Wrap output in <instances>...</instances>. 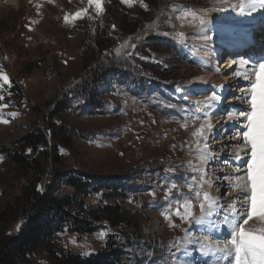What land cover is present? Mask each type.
Instances as JSON below:
<instances>
[{
  "label": "rangeland",
  "instance_id": "rangeland-1",
  "mask_svg": "<svg viewBox=\"0 0 264 264\" xmlns=\"http://www.w3.org/2000/svg\"><path fill=\"white\" fill-rule=\"evenodd\" d=\"M144 2L147 10L139 0L132 7L121 0H104L103 14L97 15L90 8V18L66 24L65 14L88 7L87 0H0V66L12 81L11 89L6 86L4 92V102L12 105L4 115L11 123L0 124V240L18 234L23 223L19 196L33 177L10 155L37 154L27 149L23 153L17 141L39 128L52 163H47L44 170L35 169L39 172L34 175L40 177L34 183L37 189L45 190L57 171L89 173L113 183L120 192L118 197L110 191L94 193L86 199V208L104 203L119 205L130 223L85 235L60 232L54 240L59 252L87 257L83 253L96 254L104 248L108 234L123 232L132 245L127 248L129 254L124 256L123 264H217L218 255L208 253L203 261L199 251H209L215 238L228 237L224 215L229 211V202L237 207L242 203L241 199L234 200L243 195L234 186L239 183L235 177L245 171L237 170L244 169L246 157L241 154V159H235L236 149L229 146L238 143L231 138L238 130L233 120L223 123L220 129L210 118L246 109L248 105L238 97L245 94L249 82L243 75L236 76L243 70L233 65L227 77L234 81L228 83L229 89L217 92L222 96L219 108L200 113L196 112V102L203 101L215 88L207 84L199 99L189 102L182 100L175 86L198 74L205 54L218 62L224 60L228 51L225 45L214 44L213 33L220 29L212 22L229 13L240 0ZM182 5L204 15L207 24L202 27L191 17L183 18L179 11ZM260 22L253 25L255 28L241 24L252 41L264 42V17ZM209 28L212 32L208 39L204 33ZM178 33L185 35L180 37ZM250 42L241 49L231 47L233 52L229 54L234 61L251 62L264 57V43ZM253 48L257 59L249 58ZM235 81L239 86L233 91L231 83ZM12 111L19 113L17 118L7 117ZM205 120L214 128L208 149H204L207 159L201 162L198 155L204 145L197 146L192 132ZM57 141L54 158L52 145ZM37 149L44 150L45 146L38 145ZM189 163L207 173L204 180L208 182L203 183L201 191L219 198L221 208L206 220L220 222L223 235H209L198 228V223L182 222L175 216L169 221L161 215L167 203L165 181L183 185L194 174ZM56 185L61 195L71 193L64 185ZM152 191L155 197L150 195ZM179 192L187 195L188 189L183 186ZM172 195L176 196L177 191L173 190ZM193 203L199 216V206L194 199ZM260 226L258 221L249 225ZM102 231L105 235L99 238ZM177 243L179 246L174 247ZM49 257L48 248L42 247L29 264H52Z\"/></svg>",
  "mask_w": 264,
  "mask_h": 264
},
{
  "label": "snow or ice",
  "instance_id": "snow-or-ice-1",
  "mask_svg": "<svg viewBox=\"0 0 264 264\" xmlns=\"http://www.w3.org/2000/svg\"><path fill=\"white\" fill-rule=\"evenodd\" d=\"M53 2V0H49ZM137 0H121V3L132 7ZM140 5L147 10L148 5L144 0H139ZM88 7L78 9L73 13L65 14L64 22L66 24L74 23L77 20L90 18L89 9L94 8L97 15L104 13V0H87ZM259 9H264V0H240L238 5H233V8H239L241 13H255ZM174 11H177L174 7ZM179 11L183 12V18L191 17L192 20L198 21L203 27L207 24L204 15H198L195 9H187L186 6H181ZM207 11V9L203 10ZM181 18V17H177ZM115 28V25H113ZM31 30V28L29 29ZM184 33H178V36L183 37ZM136 47L135 44L132 45ZM117 51V55H119ZM131 55V53H129ZM233 63H236L233 61ZM239 69L235 74L237 77L243 75V78L249 82V86L243 96L238 99H243L248 105L246 109L240 110L238 113L228 112L226 117L233 120L238 130L232 135V139L238 141L235 145H229L236 149L235 159H241V154L246 157L244 160L245 171L242 176H237L235 179L239 181L234 187L243 192L242 196L235 197L234 200L242 199L244 203L237 205L234 202H229V211L224 215L223 227L229 229L228 237L224 239L223 246L214 245L209 249V254L218 255L217 264H222L226 261L227 264H264V57L257 61L250 62L249 60H240ZM11 89L12 81L9 75L2 70L0 66V124H9L11 120L6 118L4 110L12 105L5 101V88ZM221 89L224 86H219ZM10 95V92L8 93ZM222 101V96L213 92L203 101L196 102V112H203L205 109L216 108ZM202 105V107H201ZM19 113L12 111L7 113V117L12 119L17 118ZM235 117V119H234ZM187 128V124L183 125ZM213 124L205 120L199 124L192 135L195 138L197 146L203 144L204 148L199 150L198 159L204 162L207 159V153L204 149H208L207 141L213 131ZM175 147V146H174ZM32 150L28 149L30 153ZM215 159V157H212ZM3 156H0V161ZM191 172L183 185H178L173 181H165L166 210L161 213L166 220L172 221V217L179 218L186 223H203L206 218H210L216 214L221 208L219 198H213L209 193L202 192L203 183L206 171L195 167L189 163ZM186 186L188 194L180 193V187ZM38 187V191H42ZM173 190L177 191V195L173 196ZM228 193H225L227 195ZM155 197V191L150 193ZM193 199L199 206L200 215L197 216L194 212L195 205ZM258 221L260 227H249L250 222ZM170 226L175 227L174 223ZM105 233H99V238H103ZM75 242V241H74ZM174 247L179 246L177 243ZM91 253L85 252L87 256Z\"/></svg>",
  "mask_w": 264,
  "mask_h": 264
},
{
  "label": "trees",
  "instance_id": "trees-1",
  "mask_svg": "<svg viewBox=\"0 0 264 264\" xmlns=\"http://www.w3.org/2000/svg\"><path fill=\"white\" fill-rule=\"evenodd\" d=\"M39 133V128H36L17 141L23 153L26 149H31L37 154L33 157H29L28 153L24 156L10 155L14 163L29 170L33 177L19 196V217L23 223L18 234L0 240V264H29L30 258L42 247L48 248L52 264H123L124 256L129 254L126 252L127 248L132 246L131 239L123 232L108 234L104 248L87 257L61 250L59 252V248L54 247L55 236L66 230L85 235L105 227H127L130 223L124 218V212L119 205L104 203L94 209L86 208V199L94 193L110 191L112 196L118 197L120 192L113 183L97 179L89 173L57 171L47 188L38 191L34 183L40 177L34 175L39 172L35 169L40 167L44 170L47 163H52V156L46 155L47 142ZM58 142L52 145L54 158ZM38 145H44L45 149L38 150ZM54 158L55 164L57 162ZM57 183L71 189V193L61 195ZM0 217L3 218L2 213ZM55 250L58 252L55 253Z\"/></svg>",
  "mask_w": 264,
  "mask_h": 264
},
{
  "label": "bare ground",
  "instance_id": "bare-ground-1",
  "mask_svg": "<svg viewBox=\"0 0 264 264\" xmlns=\"http://www.w3.org/2000/svg\"><path fill=\"white\" fill-rule=\"evenodd\" d=\"M227 1H231V0H225V2H227ZM235 5H238V4H235ZM263 17H264V9H258L257 12L249 14V13H241L240 9L233 8V9H231V11L229 13H225L223 15L218 16L217 19H214V22H212V24L215 23L218 26V28L220 29V30L213 33V38L215 39L214 44H216V46H218V45L224 46L225 45L227 48L228 54L224 58V60L221 62H218L217 58L215 60H212V57H210L208 54H205L203 56V62L201 63L202 68L200 70H198V72H197L198 74L195 75L193 78H191L190 81H187L184 84H179V85L175 86L176 92H177V94H179L182 97V100L194 102L195 99H199L198 95L201 93V91H204L207 84H209V86L211 85L212 87H214L216 92H219V91L222 92L225 89H229L228 83L233 82L234 80H232V81L228 80L227 72L230 69H232L233 65L237 66V68H239L238 67L239 62L235 61L236 63H233L234 58H232L229 54V52L230 53L233 52L231 47L237 45L236 48L239 47V49H241V47L245 46V42H247L249 40L251 41L250 44H253L252 42H254L253 45H259L261 43H264V42H261L259 39L257 41H252V39H249L247 34L245 35L247 30L243 29L242 28L243 25H241V24L245 23L244 22L245 21L244 18H245L247 22L244 24V26H247V27L252 26L253 28H255L254 26L256 24H260L261 23L260 21ZM229 30H230V33H228V35H227V31H229ZM252 30H254V29H252ZM208 31L209 32H205L204 35L209 39L211 32H212L211 28H209ZM234 43H235V45H234ZM215 48L217 49V47H215ZM253 51L254 52L250 53L249 58L257 59L258 56H257V53L255 52L254 48H253ZM213 62H214V64H213ZM251 62H253V60ZM231 85H232L231 90L236 91L237 90L236 86H239V83L237 81H235L234 83H231ZM219 86H224V87L221 89V87H219ZM192 87H193V89H189ZM199 89H200V91H197ZM221 105H222V103H221ZM218 108L216 107L214 109H218ZM220 109H224V107H221ZM217 111H215V113ZM220 111H222V110H220ZM210 119L214 120L215 124L218 125L217 128H220V129H222L224 127L223 123H227L230 121L227 119V117L225 116L224 113L217 114L216 116H213ZM214 143H216V141ZM244 170H245V168L242 170L239 168V170H237V171H244ZM241 202L243 203L242 199L239 201V203H241ZM220 205H221V203H220ZM214 215H213V217H214ZM213 217H210L208 219H212ZM208 219L207 220L205 219L203 221V223H198V228L202 231H207V233L209 235H212V234L214 235V234L219 233V232H220V234L223 235L221 223L217 222V220H208ZM211 225L213 228L211 227ZM215 239H217L214 242L215 245H217L218 242L223 243V241H224V240H222V238H215ZM205 240H207V239H205ZM199 253L201 255H203V256H201V260L206 261L207 258H203V257H205L209 253V251H199Z\"/></svg>",
  "mask_w": 264,
  "mask_h": 264
}]
</instances>
